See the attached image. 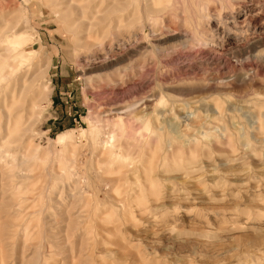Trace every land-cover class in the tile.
<instances>
[{
    "label": "rangeland",
    "instance_id": "rangeland-1",
    "mask_svg": "<svg viewBox=\"0 0 264 264\" xmlns=\"http://www.w3.org/2000/svg\"><path fill=\"white\" fill-rule=\"evenodd\" d=\"M0 264H264V0H0Z\"/></svg>",
    "mask_w": 264,
    "mask_h": 264
}]
</instances>
